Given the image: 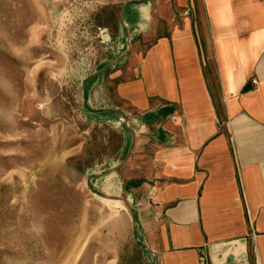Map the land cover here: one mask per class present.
Instances as JSON below:
<instances>
[{
	"label": "crops",
	"instance_id": "obj_1",
	"mask_svg": "<svg viewBox=\"0 0 264 264\" xmlns=\"http://www.w3.org/2000/svg\"><path fill=\"white\" fill-rule=\"evenodd\" d=\"M102 1L103 113L124 130L107 192L142 264H264V0Z\"/></svg>",
	"mask_w": 264,
	"mask_h": 264
},
{
	"label": "rangeland",
	"instance_id": "obj_2",
	"mask_svg": "<svg viewBox=\"0 0 264 264\" xmlns=\"http://www.w3.org/2000/svg\"><path fill=\"white\" fill-rule=\"evenodd\" d=\"M117 14L0 0V264H142L133 208L107 192L124 158L101 91Z\"/></svg>",
	"mask_w": 264,
	"mask_h": 264
}]
</instances>
